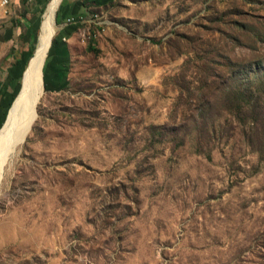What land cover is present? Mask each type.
I'll return each mask as SVG.
<instances>
[{
    "label": "rangeland",
    "instance_id": "rangeland-1",
    "mask_svg": "<svg viewBox=\"0 0 264 264\" xmlns=\"http://www.w3.org/2000/svg\"><path fill=\"white\" fill-rule=\"evenodd\" d=\"M49 1L0 2V130ZM55 25L0 264H264V0H62Z\"/></svg>",
    "mask_w": 264,
    "mask_h": 264
},
{
    "label": "bare ground",
    "instance_id": "bare-ground-1",
    "mask_svg": "<svg viewBox=\"0 0 264 264\" xmlns=\"http://www.w3.org/2000/svg\"><path fill=\"white\" fill-rule=\"evenodd\" d=\"M10 1L4 0V5ZM61 2L62 0H50L47 5L38 45L30 59L27 71H24V80L16 96L22 105L20 109H16V103L13 102L0 130V178L3 165L21 146L37 117V103L43 94V66L52 38L56 33V11Z\"/></svg>",
    "mask_w": 264,
    "mask_h": 264
},
{
    "label": "crops",
    "instance_id": "crops-1",
    "mask_svg": "<svg viewBox=\"0 0 264 264\" xmlns=\"http://www.w3.org/2000/svg\"><path fill=\"white\" fill-rule=\"evenodd\" d=\"M13 36H14V29L13 27H9L6 29L5 31V34L2 35V38L4 40L5 43H3L0 47V49H3L2 51H4V45L9 42V41H12L13 40ZM3 55H6V52H2Z\"/></svg>",
    "mask_w": 264,
    "mask_h": 264
},
{
    "label": "water",
    "instance_id": "water-1",
    "mask_svg": "<svg viewBox=\"0 0 264 264\" xmlns=\"http://www.w3.org/2000/svg\"><path fill=\"white\" fill-rule=\"evenodd\" d=\"M27 69V68H26ZM27 71V70H26ZM24 75V74H23ZM32 87V86H31ZM40 101V98H39ZM16 103V109H20V106L22 105V102L18 101V98L15 99L14 104ZM15 106V105H14Z\"/></svg>",
    "mask_w": 264,
    "mask_h": 264
},
{
    "label": "trees",
    "instance_id": "trees-1",
    "mask_svg": "<svg viewBox=\"0 0 264 264\" xmlns=\"http://www.w3.org/2000/svg\"><path fill=\"white\" fill-rule=\"evenodd\" d=\"M257 68H259V67H257ZM262 77L264 78V75ZM262 115H264V107L263 106H262Z\"/></svg>",
    "mask_w": 264,
    "mask_h": 264
},
{
    "label": "built area",
    "instance_id": "built-area-1",
    "mask_svg": "<svg viewBox=\"0 0 264 264\" xmlns=\"http://www.w3.org/2000/svg\"><path fill=\"white\" fill-rule=\"evenodd\" d=\"M0 2L2 3V5H4V0H0Z\"/></svg>",
    "mask_w": 264,
    "mask_h": 264
}]
</instances>
